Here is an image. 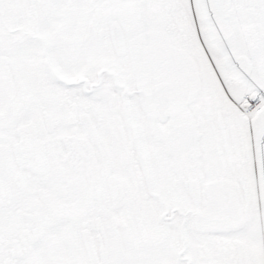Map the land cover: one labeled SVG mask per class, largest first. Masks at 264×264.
<instances>
[{"label":"snow or ice","instance_id":"1","mask_svg":"<svg viewBox=\"0 0 264 264\" xmlns=\"http://www.w3.org/2000/svg\"><path fill=\"white\" fill-rule=\"evenodd\" d=\"M0 264H264V0H0Z\"/></svg>","mask_w":264,"mask_h":264}]
</instances>
